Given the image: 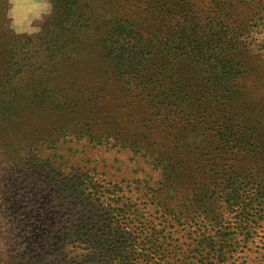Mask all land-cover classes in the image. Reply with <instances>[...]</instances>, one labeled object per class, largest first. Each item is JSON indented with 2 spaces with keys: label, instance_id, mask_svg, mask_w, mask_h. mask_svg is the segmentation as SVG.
Returning <instances> with one entry per match:
<instances>
[{
  "label": "trees",
  "instance_id": "obj_1",
  "mask_svg": "<svg viewBox=\"0 0 264 264\" xmlns=\"http://www.w3.org/2000/svg\"><path fill=\"white\" fill-rule=\"evenodd\" d=\"M155 5L142 26L119 19L131 38L110 43L121 73L143 84L152 65L174 81L153 92L156 110L141 122L166 140L158 148L146 132L130 141L86 133L92 148H118L109 159L87 153L93 165L61 188L64 216L90 264H238L264 230V105L247 102L243 85L263 60L247 38L264 0ZM99 166L129 175V194L100 182Z\"/></svg>",
  "mask_w": 264,
  "mask_h": 264
},
{
  "label": "rangeland",
  "instance_id": "obj_2",
  "mask_svg": "<svg viewBox=\"0 0 264 264\" xmlns=\"http://www.w3.org/2000/svg\"><path fill=\"white\" fill-rule=\"evenodd\" d=\"M157 2L0 0V223L25 245L19 254L15 246L4 252L5 264L9 259L16 264H90L89 255L85 260L62 255L65 242L74 237L61 188L86 164L93 165L90 156L109 159L118 147L92 148L87 137L107 133L130 141L146 132L158 148L166 140L154 123L141 122L156 110L153 92L174 81L168 71L160 76L152 65L144 70L143 84L121 73L110 43L111 38H131L117 27L119 19L142 26ZM252 27L247 41L254 57L263 60L243 80L245 99L264 105V21ZM109 167H96V177L102 183L118 182L128 195L130 176ZM259 233L238 264H264V230Z\"/></svg>",
  "mask_w": 264,
  "mask_h": 264
},
{
  "label": "clouds",
  "instance_id": "obj_3",
  "mask_svg": "<svg viewBox=\"0 0 264 264\" xmlns=\"http://www.w3.org/2000/svg\"><path fill=\"white\" fill-rule=\"evenodd\" d=\"M2 221V220H0ZM9 226L6 223H0V264H5L3 253L15 246V253L19 254L23 251L25 245L18 243V239L15 234L7 231ZM91 249L87 247L83 242L77 241L72 237H69L65 242L62 250V255H65L68 259L85 260ZM10 264H16L15 261L7 260Z\"/></svg>",
  "mask_w": 264,
  "mask_h": 264
}]
</instances>
